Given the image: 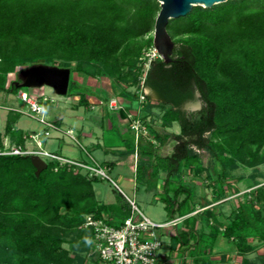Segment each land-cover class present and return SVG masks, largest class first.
<instances>
[{
  "label": "trees",
  "instance_id": "16d2710c",
  "mask_svg": "<svg viewBox=\"0 0 264 264\" xmlns=\"http://www.w3.org/2000/svg\"><path fill=\"white\" fill-rule=\"evenodd\" d=\"M160 10L157 0H0V93L25 90L8 86V76L34 65L75 63L72 73L138 85L136 93L122 89L120 94L134 103L144 78L146 105L154 101L162 110L164 129L179 123L181 131L165 133L148 124L152 139L128 141L121 154L138 155L136 178L147 191L159 188L165 174L161 201L170 220L182 219L179 225L187 228L178 225L172 238L179 257L193 264H236L228 250L213 259L221 240L242 256L264 244V186L256 181L264 166V0L195 6L187 16L170 20L173 61L156 58L145 71L144 52L153 47ZM72 86L67 96L75 92L79 105L88 107V90L77 94L81 86ZM197 98L200 111L183 109ZM22 116L16 111L8 116L4 136L10 145L25 147L29 140L16 128ZM169 141L173 153L159 155L155 144ZM5 148L0 134V153ZM240 167L253 171L246 199L224 221L206 209L202 226L193 215L199 207L196 187L184 180V172L194 177L208 172L213 201L219 202L244 180L234 175ZM56 168L58 163L48 162L37 177L32 157L0 154V264H98L91 255L93 231L83 227L86 217L105 215L118 228L131 215L122 194L116 205L97 201L98 178ZM239 264L252 262L244 257Z\"/></svg>",
  "mask_w": 264,
  "mask_h": 264
},
{
  "label": "rangeland",
  "instance_id": "374dc122",
  "mask_svg": "<svg viewBox=\"0 0 264 264\" xmlns=\"http://www.w3.org/2000/svg\"><path fill=\"white\" fill-rule=\"evenodd\" d=\"M151 36L154 37V32L151 34ZM153 51H154V46L152 48L146 49L144 52L143 61H145V62H143V63H145L144 64L145 71H147L150 67L149 59L151 58L152 55L154 56L155 52H153ZM148 54H149V56H148ZM159 57L160 56L157 54L156 58H159ZM156 58H154V59H156ZM57 65L60 67H67V68H71V69H74L76 67L75 63H72V64L58 63ZM21 72L22 71L18 70L15 73L10 74L8 76V86H10L12 83L18 81V77H19ZM74 81H79L82 85H86L85 89L88 90L86 93H89V94L91 93V90H90V88H88V85H90L91 83H93L95 81H103V83L108 84L107 87H109L111 92L116 97H120V94L122 93V89H125L130 94L136 93L139 89L138 85L124 84L123 86H119L111 78H109L105 75H101L97 78H90V77H87L81 73L73 72L71 75V89H73L72 82H74ZM142 84H143V82H141V85ZM83 89H84V87L81 86L78 89L76 88L74 91H76L77 94H79L78 92H83L84 91ZM26 90L30 91L33 96L40 97V96L44 95L51 100L46 105L47 106V108H46L47 120H53L55 117L63 115L64 116V124H65L66 128H69V127L82 128L86 133L87 132L88 133H94L95 135H98L100 137L104 136L103 138H105V142L109 138H113V139L118 138V134L116 131H111V130L106 131V132L103 131V129L100 125L101 120L99 121L97 119V116L99 114L98 113L99 112L98 107L96 110H93L90 112L85 111L84 107H83L82 111H81V109L79 112H77L75 110V107H77V104H79V98H78L79 96L75 95L76 94L75 92L73 93L74 95L61 97V96L56 95L54 93V91L48 87L40 88V89H26ZM22 91H20V92H22ZM20 92L17 93L16 95L0 93V134L3 137V142L5 144V147H8L10 145V140L4 136L5 127H6V124L8 121V116L10 115L12 109H15V110H17L18 108L22 109L24 106V104L18 99ZM102 99H104V98H102ZM102 107L107 108V105L102 106ZM134 107L136 109L139 108L138 103H135ZM183 109L186 110L188 113L198 112L202 109V102L197 98V101L187 104L186 106H184ZM144 110H146L145 111L146 116L145 115L144 116H145L148 124L152 127L159 128L161 126V124H159V123H161L160 120H161V116H162L163 112L158 107V105L154 101H150L148 103V105H145ZM79 117H82V118L79 119ZM17 125L24 130H30V129L39 130L40 131L39 133L41 134V138L39 140L42 141V145L44 146L43 148L45 150L49 151L50 153L60 155V152H58L57 151L58 149H56V148H58L57 140H55V141L52 140V138L56 132L55 129H49L48 127L41 125L39 122L35 121L34 119H32L26 115H23L21 117V119L17 123ZM40 127H42V129H39ZM45 130H49V131L51 130L49 137L44 136ZM172 131L174 133H180L181 129H180L179 123L174 124ZM65 132H66V130H65ZM63 137H65L64 140L66 142L73 143L74 146H76V148L78 149V150L75 149V151L72 152L70 154V156L67 155V157H66V155H64L63 157H66L68 159L77 158V157L78 158L79 157L80 158L85 157V156H83V153L79 152V150L80 151H82V150H81V147H80L78 141L74 142V140H72V138L69 135H67V133H65V135ZM45 144H48V146L45 147ZM50 144L54 145L55 148L51 149V147H49ZM81 145H82V147H85L82 143H81ZM34 148L38 149L36 144H35ZM91 153H92V156L94 158H96L99 162L111 160V158L105 157V154L101 153L100 151H92L91 150ZM88 158H89L88 162L91 163V158L90 157H88ZM45 161H49V159H46ZM207 161H208V157L205 155L204 163L207 164ZM105 169H106L107 175L109 176V178L112 181H114L116 186L109 179H105V178H101V177L98 179V182L94 183V189L96 191V196H97V199L100 201V203H102V204L118 203V201H119L118 198L120 195L119 189H120L122 191V193L125 194L131 200H133L135 202L136 206L138 207V209L146 217L151 219L153 222H155V223L167 222L168 223L169 221H171L168 214L166 215V213H165L164 205L161 202H155L154 201V196H153L152 192H149L143 188H138L133 183L129 184L132 187L128 188L126 185L127 184L126 182H122V181L118 180L117 176H118L120 169L115 168L114 171H109L108 168H105ZM258 171H260V173L262 174V177H258L256 179V181L259 182L261 186H264V166L263 165L259 166ZM121 173L124 174L125 176H130L129 172L124 168L122 169ZM252 173H253V171L251 169L245 168V167H240L237 171L234 172V175L236 177H238V176L244 177V180L242 181V183L235 182L234 185H232L234 189H238V193H240V195L235 196V194H237V192L230 191L228 193L227 197L224 198V201L218 205V207H220L219 208L220 210L216 211V213H217V215L222 216V217H220L221 220L224 221V219H228L231 216L234 208H236L240 202H242L246 199L245 194H247L251 190L250 186L253 185V182L249 181L250 180L249 176ZM208 176H209L208 172H205L200 177H194L188 171L184 172V177H186V180L191 181L192 183L195 184L197 193L200 194V192H203L204 195H206V197L208 199L204 198V200H203L206 204L211 203L210 201H211L212 195H213V187L211 186L212 181L210 180V178H208ZM224 204H226V205H225V209L223 210ZM198 217H200L201 225L205 226V224L207 223L206 215L203 214V215H199ZM170 229H172V228H170ZM163 231H165V230H163ZM159 232H161V231H159ZM162 241H163L164 246H163L162 252L160 254L161 255L160 258H162L161 261H163V264H179L178 261L173 258L171 247L169 245L170 241L168 240V238L162 237ZM253 245H257V243L255 242V243H253ZM225 248H226V250H228V255H230V257H232L231 259L233 260V263H236V264L241 263V261H242V259H244V257H246V259L251 261L252 264H260L261 259L264 257V244H262L261 246H258V248L255 251H253V252H251L245 256L239 255L235 248H230V246H228L227 244H225Z\"/></svg>",
  "mask_w": 264,
  "mask_h": 264
},
{
  "label": "built area",
  "instance_id": "2783aa9c",
  "mask_svg": "<svg viewBox=\"0 0 264 264\" xmlns=\"http://www.w3.org/2000/svg\"><path fill=\"white\" fill-rule=\"evenodd\" d=\"M153 52H155L154 56L150 55L149 63L158 54L155 49ZM144 80L143 78V84L138 93L139 108H137V112L129 113L131 130L135 133V144L138 143L140 137L152 139L148 131V122L141 115L142 110L147 104L146 95L148 94V90L144 88ZM25 90L20 92L18 96V99L24 104L23 108L21 110L12 109V111L26 115L49 129H56L55 124L46 118V105L51 100L44 95L40 97L33 96L30 91ZM101 104L105 103L101 102ZM106 105L110 111H122L124 109L117 99L110 100ZM44 132L45 137L50 136L49 130H45ZM69 136L72 140L76 141V137L72 135V132H69ZM40 138V133L29 136V140H32L38 149L31 150L26 146L9 145L0 154L40 157L44 161L49 159V161H45L47 164L48 162L58 163L56 170L68 167L75 171H82L91 178L101 177L112 181L107 175L106 169L95 161L92 160L91 163H84L68 159L59 154L50 153L43 148L42 141L39 140ZM152 142L155 143L154 140ZM112 183L116 186L114 181ZM119 192L123 194L120 189ZM129 203L131 205V215L118 228L112 226L109 223V218L105 215L101 218H96L92 215L86 217L83 227L84 229H91L93 231L91 255L95 256L104 264H158L164 246L162 239L159 237V231L176 228L182 219H175L165 224H158L146 217L138 209L134 201H129Z\"/></svg>",
  "mask_w": 264,
  "mask_h": 264
},
{
  "label": "crops",
  "instance_id": "0c3cea01",
  "mask_svg": "<svg viewBox=\"0 0 264 264\" xmlns=\"http://www.w3.org/2000/svg\"><path fill=\"white\" fill-rule=\"evenodd\" d=\"M74 82L77 83L79 86H83L84 88L86 87V85H82L79 81H74ZM104 84L105 83H103V81H95V82L91 83L90 85H88V88H90V90H91V93L86 96V99L89 103V106L85 107V106H80L79 104H77V107H75V110L77 112H79L80 109L82 111V109L84 107L85 111L90 112V111L96 110L98 107V109H99L98 113L99 114L97 116V119L99 121L101 120L100 125H101L103 131L104 132L110 131V130L116 131L118 134V138L117 139L109 138L105 142V138H103L104 136L100 137L98 135H95L94 133H88V132L86 133L82 128H74V127L66 128L65 124H64V116L60 115L58 117H55L53 120H49L50 122H53L56 126V129H55L56 132H55V135L53 136L52 140L53 141L57 140L58 148H56V149H58L57 151L60 152L61 156H64V155H66V157H67V155L70 156V154L72 152H74L75 149L76 150H78V149L76 148V146H74L73 143L66 142L64 140L65 137H63V136L65 135V133H67V135H69V132H72V135L74 137H76V141L79 142V145L81 147L82 151L79 150V152L83 153V156L86 157V158L85 157L72 158L73 160L88 163V160H89L88 157H90L91 161L93 160L96 163H98L99 165H101L102 167L108 168L109 171H114L115 168H118V169H120L118 176H117L118 180L122 181V182H126L127 183L126 185L128 188H131L132 186L129 184L133 183L138 188L146 189V186L144 184L139 183L137 181V178H136L137 165H138V161H139L138 155L133 154V155H129V156H123L121 154L126 150V145H127L128 141H134L135 142V133L131 130V126H130L131 121L129 119V113L137 112V109L134 107L135 103L130 102L127 99H123L121 97H116L111 92L109 87H107L108 84H105V85ZM78 98L80 99V97H78ZM102 98H104V99H102ZM112 99H117L119 104L124 109L122 111H110V110H108V108L102 107V106H105L106 103ZM101 102H104L105 104H101ZM144 109H145V107H144ZM144 109L142 110V113H141L142 116L145 115L146 110H144ZM17 110H21V108H18ZM81 118L82 117H79V119H81ZM20 119L18 120V122L20 121ZM17 123H16V128L19 130H22L25 133V135H27L28 137L33 135V134H38L40 132L39 130H36V129L24 130L21 127H19L17 125ZM159 124H161V126L159 128H155V127H153V128L157 131H161V132H165V133L180 134V133H174L172 131L175 123L173 124V126L171 128H168V129H164L162 127V121ZM39 129H42V127H40ZM65 130H66V132H65ZM76 141H74V142H76ZM80 142L85 147H82ZM52 144L49 145V147H51V149L55 148L54 145H52ZM155 145L158 148V154L165 157V156H170L173 153L175 144L173 141H169L164 146H159L158 143ZM46 146H48V144H45V147ZM26 147L28 149L31 148V150H33V149H35L34 148L35 143L32 140H28L26 143ZM91 150L92 151H100L101 153L105 154V157L111 158V160L99 162L96 158H94L92 156ZM123 168L129 172L130 176H125L124 174L121 173ZM186 171L191 173L189 170H186ZM164 175L165 174H162V177L158 180V187L159 188H157L156 190L149 191V192L153 193L154 201L155 202H161L162 204H163V202L161 201V195H162L163 191L160 189V187L164 184V177H165ZM184 180L187 183L191 184L192 186L196 187L194 183H192L191 181H187L186 177H184ZM238 183H242V182H238ZM93 187H94V184H93ZM94 191H95V189H94ZM233 191L237 192V194H235V196L240 195V193H238V189L233 188ZM95 195H96V191H95ZM196 195H197V202L196 203L199 205V207H198V210L195 213H193V215H197V216L202 215L206 209L212 210L215 212L220 210L219 209L220 207H218V205L224 201V200H222L219 202H214L213 201V195H212V199L210 201L211 203L208 204L206 207H200V205H204V204L206 205V203L203 200H204V198H207V197H206V195H204L203 192H200V194H198L197 190H196ZM122 196L125 198V200L128 203H129V201H133L130 198H128L125 194H122ZM96 199H97V196H96ZM97 201H99V200L97 199ZM116 204H118V203L105 204V205H116ZM225 205L226 204L223 205V210L225 209ZM164 208H165V205H164ZM165 213H166V215L168 214L166 209H165ZM219 217H222V216H219ZM158 223L159 224H162V223L165 224L167 222H158ZM199 226H200V224L197 225V227H199ZM179 227L182 230H187V228L182 227V225H179ZM176 232H177V228L167 229L165 231H161L159 237L161 239H162V237L168 238V240L170 241L169 245L171 247L173 258L175 260H177L179 264H183L184 261H186V264H193L192 260L190 258L185 259V258H182V256L179 257V251L173 250L172 238H173V236H175ZM217 250L219 253L214 256L213 259H215V260H219L221 258V255L226 254L225 243L223 240H221L219 242V248ZM229 257H230V255H229ZM230 258H232V257H230ZM161 259L162 258H160L158 264H163V261H161ZM98 264H104V263H102L100 261Z\"/></svg>",
  "mask_w": 264,
  "mask_h": 264
},
{
  "label": "water",
  "instance_id": "95a60500",
  "mask_svg": "<svg viewBox=\"0 0 264 264\" xmlns=\"http://www.w3.org/2000/svg\"><path fill=\"white\" fill-rule=\"evenodd\" d=\"M160 12L156 18L153 46L160 58L167 64L171 63L175 44L167 31L169 21L190 14L195 6L210 9L228 0H157ZM72 71L57 65H34L23 70L14 85L18 89H40L48 87L58 96L68 95ZM36 168V176L47 169L48 164L40 157H32Z\"/></svg>",
  "mask_w": 264,
  "mask_h": 264
}]
</instances>
